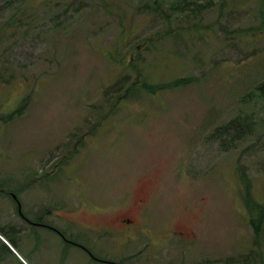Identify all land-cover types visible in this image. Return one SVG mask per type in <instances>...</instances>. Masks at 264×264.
I'll list each match as a JSON object with an SVG mask.
<instances>
[{"label": "rangeland", "instance_id": "rangeland-1", "mask_svg": "<svg viewBox=\"0 0 264 264\" xmlns=\"http://www.w3.org/2000/svg\"><path fill=\"white\" fill-rule=\"evenodd\" d=\"M152 1L0 0V264L264 261V0Z\"/></svg>", "mask_w": 264, "mask_h": 264}, {"label": "trees", "instance_id": "trees-1", "mask_svg": "<svg viewBox=\"0 0 264 264\" xmlns=\"http://www.w3.org/2000/svg\"><path fill=\"white\" fill-rule=\"evenodd\" d=\"M152 1V0H151ZM162 0L159 1V3L161 2ZM171 1H177V2H180L181 5H187L186 8L189 9V5H190V1L188 0H171ZM153 2V1H152ZM155 4V10H158L159 9V3H156V2H153ZM196 3V2H195ZM157 5V6H156ZM19 11V10H18ZM18 16H19V13L15 11V13L12 15V18H9L7 20V25H9V27H12L13 25H18L16 24V20L18 19ZM5 25V23H4ZM13 29V28H12ZM14 30V29H13ZM168 85H165V86H160L157 88L159 89H162L164 87H167ZM144 87L146 88H150V86H147V84L145 83L144 84ZM251 98L247 100V104L252 106H256L260 103V99L262 98V100H264V83L260 84L257 86V90L252 92L251 94ZM245 103V104H246ZM26 104H23L21 107L17 108L14 112L6 115V119L5 120H12L14 119L16 116H18L20 113H22L23 111V107L25 106ZM249 107V106H247ZM255 115L253 114H239L238 116H236V118L228 121L227 123H225L224 125L222 126H218L217 128H219L220 130H222L223 132L221 131H218L217 133H213V137L217 138L218 136H221L222 134L224 133H228L230 134V139L233 140V141H236V140H239V139H244L246 136H249L253 133L254 129H255V125L257 124V120L255 119L254 117ZM262 123L261 124H264V119L263 121H261ZM1 190L3 189L4 191H6L4 189V187H1L0 188ZM246 198L247 199H250V196L249 194L247 193L246 194ZM261 206V205H260ZM261 209H263L264 211V206H261L260 207ZM264 217V213L263 215L261 216V218ZM263 221L264 219L262 220H259V221H251L250 224L252 226V229H253V233L254 235L258 236V238L256 239V242H258L257 245H260L261 244V228L263 227ZM2 226L0 225V228ZM14 232H18L17 228L15 227H12V226H9ZM4 228V227H3ZM4 231H8V230H5ZM16 232V233H17ZM0 234L2 236H4L5 238L8 239L9 243L14 246V248L17 246V242L12 239L10 237V234H9V231H8V234L5 235L4 233H2L0 231ZM0 241L2 242V244L6 247V250H11L9 245H7L4 241H2L0 239ZM260 250L262 251V247L260 246ZM224 264H228V263H224ZM258 264H264V261H262L261 263H258Z\"/></svg>", "mask_w": 264, "mask_h": 264}, {"label": "flooded vegetation", "instance_id": "flooded-vegetation-1", "mask_svg": "<svg viewBox=\"0 0 264 264\" xmlns=\"http://www.w3.org/2000/svg\"><path fill=\"white\" fill-rule=\"evenodd\" d=\"M141 202L143 203V200H141ZM39 225L42 226V227L48 228L50 231H52V232H54L56 234H61V236L64 239L63 240L64 242L73 244V245H75L77 247H81L95 261L103 262L105 264H131V262L127 261L126 259H122L121 258V259H119V261H116V260L111 259L109 257H105L106 255H103V256L96 255L91 248L85 247L83 244H81V243H79L77 241H74L73 239L69 238V236L65 233V231L62 228H59V227L54 226L52 224H49L47 222L44 223L42 221L39 222ZM97 229L100 232H104L105 234H103V235L116 234L117 237H119L120 239L123 240L126 237L127 238L133 237L132 234H135V236H137L145 228H144V225H139L137 227V225L133 223V220L130 217H128L127 215H124V216L120 217V219L118 220V223H117L116 226L113 225V226L107 227V226L103 225V226L98 227ZM181 234H184V232H181ZM184 237H185V235H184ZM165 244H167V243H165ZM143 245H144V247L141 250H144L145 248H148L149 242H146ZM161 247H164V244ZM161 247H157L155 249L154 247H152L150 245V249H153L157 253L161 252V250H162ZM155 259L156 260H154V259H152V260L157 261L160 258H159V256L155 255ZM195 263L196 264H200V262H198V261H195ZM136 264H140V263H136Z\"/></svg>", "mask_w": 264, "mask_h": 264}, {"label": "water", "instance_id": "water-1", "mask_svg": "<svg viewBox=\"0 0 264 264\" xmlns=\"http://www.w3.org/2000/svg\"><path fill=\"white\" fill-rule=\"evenodd\" d=\"M15 198H16V196H15ZM17 203L20 204V202H19L18 199H17ZM19 209H20V212H21V207H20V205H19Z\"/></svg>", "mask_w": 264, "mask_h": 264}]
</instances>
